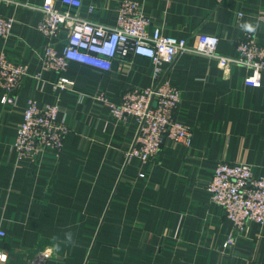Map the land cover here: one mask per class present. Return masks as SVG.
<instances>
[{
  "label": "crops",
  "instance_id": "crops-1",
  "mask_svg": "<svg viewBox=\"0 0 264 264\" xmlns=\"http://www.w3.org/2000/svg\"><path fill=\"white\" fill-rule=\"evenodd\" d=\"M44 1L0 0V16L13 20L0 54L28 66L15 104H3L0 89V227L7 232L0 249L7 264H264V224L249 222L236 233L206 188L219 162H246L264 175V75L254 86L246 67L177 56L166 71L181 92L175 116L191 128L193 143H165L146 163L127 158L137 123L117 119L98 97L117 103L153 86L152 61L118 56L109 70L70 62L64 75L73 85L57 87L58 72L43 68L44 46L53 42L61 53L67 29L52 40L38 31L41 14L30 5ZM120 1L84 0L80 13L114 25ZM136 1L150 30L177 38L213 33L225 55L236 53L247 32L264 45V0ZM29 99L60 105L58 119L70 127L60 152L30 159L14 150Z\"/></svg>",
  "mask_w": 264,
  "mask_h": 264
},
{
  "label": "built area",
  "instance_id": "built-area-1",
  "mask_svg": "<svg viewBox=\"0 0 264 264\" xmlns=\"http://www.w3.org/2000/svg\"><path fill=\"white\" fill-rule=\"evenodd\" d=\"M84 0H45L32 6L41 14L38 31L52 40L60 29H67L65 46L61 53L53 42L44 46L43 68L58 72L56 86L65 89L73 81L64 75L70 62L86 64L100 70H109L118 57L138 55L153 63L154 85L134 88L126 92L120 102H109L105 96L98 99L108 104L117 119L132 117L138 130L134 142L126 152L127 158L142 163L155 159L165 143L176 142L184 146L193 143L191 128L175 116L181 101L179 88L165 76L166 69L176 57L184 54L201 55L218 62L221 68L239 65L254 73L253 85L259 86L264 75V45L247 32L237 42L236 53L218 52L219 37L208 32H195L189 38L164 34L159 28L150 30V18L136 0H121L114 25L90 20L80 13ZM264 20V15L262 16ZM13 30V20L0 16V37L6 38ZM28 66L0 54L1 101L6 105L16 102L17 91L27 75ZM37 77L40 73L36 74ZM60 105L47 103L38 106L29 99L18 125L13 144L19 158L34 159L40 152H60L64 138L70 131L68 124L59 121ZM210 201L224 210L234 231L244 232L249 222L264 224V175L253 174L246 162H219L207 184ZM7 232L0 227V241ZM233 234L224 246L232 244ZM49 257L48 253L43 258ZM7 253L0 249V264H7ZM41 264V263H36Z\"/></svg>",
  "mask_w": 264,
  "mask_h": 264
},
{
  "label": "clouds",
  "instance_id": "clouds-1",
  "mask_svg": "<svg viewBox=\"0 0 264 264\" xmlns=\"http://www.w3.org/2000/svg\"><path fill=\"white\" fill-rule=\"evenodd\" d=\"M66 242L72 243V234L71 233H66Z\"/></svg>",
  "mask_w": 264,
  "mask_h": 264
},
{
  "label": "water",
  "instance_id": "water-1",
  "mask_svg": "<svg viewBox=\"0 0 264 264\" xmlns=\"http://www.w3.org/2000/svg\"><path fill=\"white\" fill-rule=\"evenodd\" d=\"M167 74H168V71L165 73V76H167Z\"/></svg>",
  "mask_w": 264,
  "mask_h": 264
},
{
  "label": "rangeland",
  "instance_id": "rangeland-1",
  "mask_svg": "<svg viewBox=\"0 0 264 264\" xmlns=\"http://www.w3.org/2000/svg\"><path fill=\"white\" fill-rule=\"evenodd\" d=\"M229 237H230V236H229ZM229 237H228V238H229ZM225 242H226V241H225ZM228 246H229V245H228ZM226 247H227V246H226Z\"/></svg>",
  "mask_w": 264,
  "mask_h": 264
}]
</instances>
